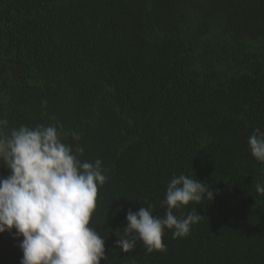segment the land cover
<instances>
[{"label":"trees","instance_id":"obj_1","mask_svg":"<svg viewBox=\"0 0 264 264\" xmlns=\"http://www.w3.org/2000/svg\"><path fill=\"white\" fill-rule=\"evenodd\" d=\"M0 119L59 122L81 162L102 161L101 264H264V163L248 146L264 130V0H0ZM180 174L218 190L174 210L203 218L166 230L164 250L116 248L129 209L163 216Z\"/></svg>","mask_w":264,"mask_h":264},{"label":"clouds","instance_id":"obj_2","mask_svg":"<svg viewBox=\"0 0 264 264\" xmlns=\"http://www.w3.org/2000/svg\"><path fill=\"white\" fill-rule=\"evenodd\" d=\"M0 119V161L10 174L0 178V234L15 229L14 237L23 255L20 264H101L107 260L105 239L90 221L96 210L98 190L108 181L107 169L97 158L81 162L83 148L62 141V125H20L5 131ZM74 139H79L74 136ZM252 156L264 163V130L256 128L248 137ZM256 191L264 194V184ZM219 192L185 174L173 175L167 184L161 207L163 216L154 214V205L127 212V224L116 235V248L129 253L137 241L147 252L165 249L163 236H187L203 216L196 209L177 216L190 203L212 201ZM119 211V209H117ZM115 233V234H116Z\"/></svg>","mask_w":264,"mask_h":264},{"label":"rangeland","instance_id":"obj_3","mask_svg":"<svg viewBox=\"0 0 264 264\" xmlns=\"http://www.w3.org/2000/svg\"><path fill=\"white\" fill-rule=\"evenodd\" d=\"M14 233L15 229L12 230V233L5 232L0 234V251L15 250L19 254L23 255L21 249L18 246L23 237L17 239L14 237Z\"/></svg>","mask_w":264,"mask_h":264}]
</instances>
